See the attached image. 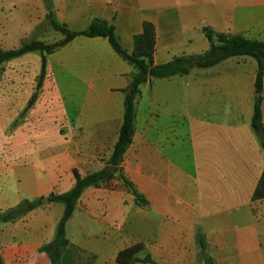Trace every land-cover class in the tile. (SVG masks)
<instances>
[{
	"label": "crops",
	"instance_id": "0c3cea01",
	"mask_svg": "<svg viewBox=\"0 0 264 264\" xmlns=\"http://www.w3.org/2000/svg\"><path fill=\"white\" fill-rule=\"evenodd\" d=\"M7 2L12 12L3 29L6 50L32 39L49 42L36 31L47 17L44 0ZM49 3L55 18L73 31L96 19L113 24L130 53L144 22H152L155 64L208 51L205 26L264 41V0ZM52 30L55 39L64 38ZM46 58L45 78L31 106L42 53L2 64L0 264H53L42 248L55 240L65 207L49 196L71 190L75 170L87 175L104 169L123 123V90L134 67L107 38L78 36ZM257 70L255 58L239 56L146 82L122 162L146 204L117 177L86 187L66 223L61 264H120V253L139 244L144 250L134 264H208V257L213 264H264V220L255 210L264 199H253L264 172V148L253 126L259 97L264 125V84L258 93ZM40 199L32 210L1 218L24 201Z\"/></svg>",
	"mask_w": 264,
	"mask_h": 264
},
{
	"label": "trees",
	"instance_id": "16d2710c",
	"mask_svg": "<svg viewBox=\"0 0 264 264\" xmlns=\"http://www.w3.org/2000/svg\"><path fill=\"white\" fill-rule=\"evenodd\" d=\"M47 10L49 23L55 30L64 35L62 40L54 43L31 40L23 43L20 47L11 50H6L0 46V66H2L4 62L17 58L28 52L40 51L42 53V71L38 78L37 92L31 98L29 106H31L36 100L38 91L45 78L47 65L46 55L58 50L78 36H101L107 38L115 51L134 67L131 74L130 84L123 90L125 93V111L120 135L106 167L100 171L89 173L87 175H81L75 170L74 187L65 193H53L49 196L51 202L62 203L65 208L63 216L58 224L55 240L45 244L42 249L49 255L53 264H61L65 247L68 244L65 232L66 223L72 216L77 201L86 187L100 186L117 177L123 180L125 185L131 189L139 203L146 204L145 197L139 193L134 184L124 175L122 168L124 155L129 145L132 143L135 133L136 102L142 94V86L152 79L167 78L174 75H186L189 74L193 68L211 67L231 57L250 56L255 58L258 64L256 89L258 93H261L264 84V41L250 40L241 34L218 33L211 27L205 26L203 30L210 41V48L208 51L203 54L175 56L167 63L155 64L156 28L152 22H144L143 31L140 34H137L134 38L135 49L130 53L121 45L113 24L105 20L96 19L87 29L83 31H73L68 28L67 25L60 23L55 18L49 2L47 3ZM253 126L258 133L261 144L264 148V125L261 114V97L257 99L255 104ZM253 199H264V172L255 190ZM40 204H42V199L32 202L24 201L12 211L1 215V218L3 220L13 219L20 214L32 210ZM199 242L204 249L205 243L202 235H199ZM139 250H144L143 246L140 244L124 250L119 255V263L134 264L136 261L141 260V257H139ZM142 260L149 261L150 258L144 257ZM207 263L213 264L212 258L208 257Z\"/></svg>",
	"mask_w": 264,
	"mask_h": 264
},
{
	"label": "rangeland",
	"instance_id": "374dc122",
	"mask_svg": "<svg viewBox=\"0 0 264 264\" xmlns=\"http://www.w3.org/2000/svg\"><path fill=\"white\" fill-rule=\"evenodd\" d=\"M44 1H45V5H47V3L49 2V0H44ZM4 3H8L7 0L6 1L5 0H0V46L2 48H4V49H7L8 45L7 44H2L1 42H2V39H3V35H5V32L3 31V29H5L6 25L8 24V23H5V22H6V20H8L9 15L12 12V8H11L10 11H8V9L6 8V6H8V4L6 5ZM10 7H12V6H10ZM43 21L44 22L41 23V25L37 27L36 31L39 32L42 40L49 41V42H46V43H54V41L57 42L58 39H55V37H54V33L55 32L52 30L51 24L48 23L49 19L46 17L45 20L43 18ZM40 32H43V33H40ZM32 40H34V39H32ZM43 42H45V41H43ZM2 72H3V67L0 66V84L2 83ZM0 87H1V85H0ZM2 94L3 93L0 91V98H2ZM13 94H14V96H17V93H13ZM24 113H26V111L22 112L21 115H24ZM16 128H17V121H15V123H13L11 125L10 132L14 131ZM7 132H8V130H7ZM139 193L144 196V194H142L141 192H139ZM255 207H256L255 210L258 212L259 219L260 220H264V202H262L261 204H256ZM140 253H141V250H139V256H140Z\"/></svg>",
	"mask_w": 264,
	"mask_h": 264
}]
</instances>
